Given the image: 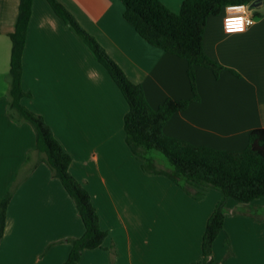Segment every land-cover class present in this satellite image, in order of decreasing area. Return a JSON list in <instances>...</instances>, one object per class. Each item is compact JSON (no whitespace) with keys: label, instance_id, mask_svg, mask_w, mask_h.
Returning <instances> with one entry per match:
<instances>
[{"label":"crops","instance_id":"crops-1","mask_svg":"<svg viewBox=\"0 0 264 264\" xmlns=\"http://www.w3.org/2000/svg\"><path fill=\"white\" fill-rule=\"evenodd\" d=\"M94 37L149 104L190 99L186 60L150 45L125 19L120 0H58ZM180 12L184 0H161ZM20 0H0V201L14 187L36 132L8 115L12 41ZM255 23L227 34L224 12L208 19L204 51L229 70L216 78L198 67L200 101L168 121L166 135L220 150L241 151L264 128V1ZM22 104L44 117L72 155L70 172L88 190L108 233L78 264H200L208 219L224 199L215 189L201 200L162 175H146L126 143L128 104L107 69L58 17L46 0H34L22 58ZM257 210V213H254ZM216 239L217 264H264V197L250 205L226 202ZM258 214L259 219L254 216ZM85 227L74 200L50 168L39 164L14 191L7 209L0 264H64L68 239ZM228 244L232 255L227 257Z\"/></svg>","mask_w":264,"mask_h":264},{"label":"trees","instance_id":"trees-1","mask_svg":"<svg viewBox=\"0 0 264 264\" xmlns=\"http://www.w3.org/2000/svg\"><path fill=\"white\" fill-rule=\"evenodd\" d=\"M55 14L86 44L98 62L109 72L128 104L124 119L126 143L142 162V170L148 174L162 175L181 187L188 195L201 200L210 189L220 191L224 199L208 219L202 239L200 264H217L213 258L216 239L224 229L226 202L231 199L242 205H250L264 197V128L249 135L248 145L241 151H227L170 137L164 129L172 116L200 101L196 69H209L216 78L225 68L206 54L203 47L207 21L219 16L227 5L245 4L249 7L264 0H184L180 12L171 11L161 0H120L124 5V19L150 45L184 59L188 63L187 75L191 86L190 99L168 98L158 108H153L141 84L131 81L123 70L109 57L104 48L86 32L75 17L58 0H46ZM34 0H20L15 30L10 34L12 55L10 64V88L8 115L17 122L29 123L36 132V148L28 154L14 187L0 201V242L4 237L7 209L20 181L41 163H45L58 178L76 203L85 227L81 238L68 239L72 250L64 264H78L86 250L101 248L108 237L100 225L98 210L88 190L72 175V155L55 137L44 117L22 104L23 98L32 97L22 86L26 36L32 15ZM261 2V4H262ZM160 152L171 170L159 169L154 163L153 152ZM257 213V210L254 212ZM259 219L258 214L252 215ZM232 255L228 244L227 257Z\"/></svg>","mask_w":264,"mask_h":264},{"label":"built area","instance_id":"built-area-1","mask_svg":"<svg viewBox=\"0 0 264 264\" xmlns=\"http://www.w3.org/2000/svg\"><path fill=\"white\" fill-rule=\"evenodd\" d=\"M241 5H243L244 10L243 11L236 10L237 7L238 6H241ZM229 9H231V11H229ZM240 17L246 18L245 19V24H244V28H245L244 31H246L250 26H252L255 23V19H254V17L251 14V10H250V7L248 5H245V4H240V5H227L224 8V18H223V27H224V30L226 29L225 21H226L227 18H240ZM247 20L252 21V23L251 24H248L247 23ZM225 32H226V30H225ZM226 33L227 34H230L228 32H226ZM237 33H241V32H237ZM231 34H234V33H231Z\"/></svg>","mask_w":264,"mask_h":264},{"label":"clouds","instance_id":"clouds-1","mask_svg":"<svg viewBox=\"0 0 264 264\" xmlns=\"http://www.w3.org/2000/svg\"><path fill=\"white\" fill-rule=\"evenodd\" d=\"M238 11H243L244 7L243 5L238 6L237 9ZM229 11H231V9H229ZM245 19L244 17H240V18H227L225 21L226 24V32L228 33H237V32H243L245 30L244 28V24H245ZM248 24H251L252 21L247 20Z\"/></svg>","mask_w":264,"mask_h":264},{"label":"rangeland","instance_id":"rangeland-1","mask_svg":"<svg viewBox=\"0 0 264 264\" xmlns=\"http://www.w3.org/2000/svg\"><path fill=\"white\" fill-rule=\"evenodd\" d=\"M254 10V9H253ZM251 10V11H253ZM154 158V163L159 169H165V170H171V166L169 165L168 161L163 157V155L160 152H153L152 154ZM144 172V171H143ZM146 175L152 176L153 174H148L144 172Z\"/></svg>","mask_w":264,"mask_h":264},{"label":"water","instance_id":"water-1","mask_svg":"<svg viewBox=\"0 0 264 264\" xmlns=\"http://www.w3.org/2000/svg\"><path fill=\"white\" fill-rule=\"evenodd\" d=\"M261 2H262V1H261ZM261 2H259V3H254L252 6H250V10H253V9L257 8V7L261 4Z\"/></svg>","mask_w":264,"mask_h":264}]
</instances>
